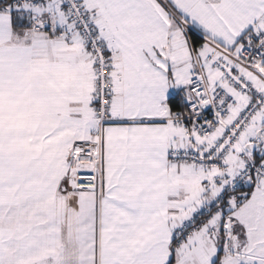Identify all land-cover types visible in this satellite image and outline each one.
<instances>
[{"label":"snow or ice","instance_id":"6c2138e0","mask_svg":"<svg viewBox=\"0 0 264 264\" xmlns=\"http://www.w3.org/2000/svg\"><path fill=\"white\" fill-rule=\"evenodd\" d=\"M0 264H264V0H0Z\"/></svg>","mask_w":264,"mask_h":264}]
</instances>
